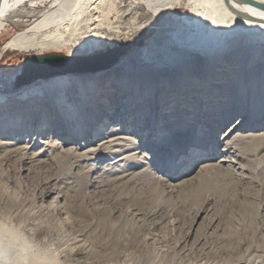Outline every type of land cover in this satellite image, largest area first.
I'll return each instance as SVG.
<instances>
[{"label":"rangeland","instance_id":"obj_1","mask_svg":"<svg viewBox=\"0 0 264 264\" xmlns=\"http://www.w3.org/2000/svg\"><path fill=\"white\" fill-rule=\"evenodd\" d=\"M49 1L52 0L46 3ZM175 1L176 6L166 10L153 25L135 22L125 28L123 23L117 29V23L111 24V30H120L113 34L100 33L104 38L100 50H94L87 31L74 37L71 44L61 51L47 49L41 53H23L4 49V41L25 27L23 21L17 24L15 21L8 22L0 34V95L9 97L15 94L18 97L17 91L25 84L16 86L14 81L21 73L26 56L53 53L87 55L121 43L142 41L141 46L133 45L126 55L107 69L66 74L110 70L149 45L164 17L184 11L193 14L188 0ZM82 42L91 49H81ZM242 54L237 55L239 64L248 73L244 74L242 81L238 77L234 79L233 71L225 74L227 69L238 68L237 62L230 59L234 54L228 56L221 67H217V72L225 70L223 76L216 77L214 81L225 84L220 89L222 93L213 91V88H209L210 91L196 88L199 91L194 92L191 87L187 90L184 89L186 86L195 84L187 82L182 86L171 85L172 91H162L159 97H144L140 108L135 103L127 122L141 126L136 133L140 134L137 135V145L142 144V147L134 151L110 155L106 150H97L100 147L97 141L103 138L105 124L115 122L113 109L107 112L104 120H101L104 115L100 113L101 119H97L98 124L94 126L95 132L100 131V135L93 142H89V138L87 140L92 134H86L85 130L81 137H85V140L76 137V126L68 122L72 118L62 114L66 120L60 121V117L52 111L46 113L42 121H33L34 112L28 116H34L29 123L18 125L15 131L0 132V227L11 229L10 232L55 264H264V135L248 137L249 140H246V136L243 139L239 136L264 128V118L254 119L252 114L254 102L263 103L264 108V92L260 94L264 89V62L259 60V56L252 59L251 55L245 57ZM199 60L194 62L200 63ZM167 63L176 66L170 58H164L158 67L162 68ZM189 67H176L168 74L188 71V75H183L188 77L193 73ZM191 67L199 68L198 65ZM179 76H168L166 85L173 84ZM46 79L39 78L33 82ZM251 79H255L253 88L249 81ZM142 83L146 85L150 82ZM183 94L188 95L185 97L192 113L181 121L175 118L176 121L164 122L165 116L163 118L161 114L177 106ZM122 100L113 101L114 105H120ZM206 108L208 114L213 113L212 116L206 114ZM8 111L7 114H10ZM50 114L53 116L48 117ZM243 114L246 116L243 117ZM116 115L120 119L118 126L128 133L135 131L133 125L134 129L124 125L127 117L124 119ZM143 115L146 119L147 116L154 119L158 115V122L146 121L143 125V122L139 123ZM241 118L246 121H241L231 133ZM55 119L59 121L54 124ZM32 124L33 129L27 134ZM192 125L199 137L206 136L201 137L199 143L192 136L178 135L187 126L192 130ZM160 127V132L155 133L154 128ZM85 128L90 131V127ZM201 129L204 131L201 132ZM107 135L104 134L105 138ZM47 139L50 142L44 144L43 141ZM213 140L214 144L211 142ZM232 140L239 141L236 142L239 149L224 145ZM55 141H61L55 145L57 148L51 144ZM9 142H13L11 152L7 151L11 145L6 147ZM25 144L32 147L24 158L20 148ZM211 145L212 148H209ZM18 146L19 150L15 148ZM93 146L101 155L98 153L86 158L84 155L90 153L86 152L87 149ZM197 146L198 150L195 149ZM70 149L74 150L72 155ZM243 149L253 150L254 153L245 156ZM194 150L201 157L189 163L188 155ZM35 152L37 154H33ZM64 152L69 153L67 158ZM121 155L132 158L122 160ZM118 156L116 163H110ZM202 161L212 162L214 167L205 171L196 169Z\"/></svg>","mask_w":264,"mask_h":264},{"label":"bare ground","instance_id":"obj_2","mask_svg":"<svg viewBox=\"0 0 264 264\" xmlns=\"http://www.w3.org/2000/svg\"><path fill=\"white\" fill-rule=\"evenodd\" d=\"M46 2L47 0H0V34L8 25V22L15 21L16 23H14L17 24L23 21V25L25 26L15 31L4 41V49L16 50L23 53H41L47 49L61 51L71 44L74 37L87 31L91 35L94 50H100L104 44V38L100 33L113 34V32H118L120 29L115 30V28H120L123 26V23L124 27L135 22L144 23L145 26L153 25L159 16L163 15L166 10L173 9L176 3L175 0H52L49 3ZM188 6L193 11L192 15L184 11L181 14L175 12L164 17L149 45L135 52L133 56L123 59L108 71L57 74L50 78L47 77L48 79L46 80H40L38 83L32 81L30 84L27 83L28 85L20 86L22 88L17 91L19 92L18 97H15V94H10L9 97L0 95V132L10 131V129L15 131L18 125L29 123L34 116L31 118H28V116L34 112L36 115L33 121H42L46 113L53 112L55 116L60 117V121L66 120L62 114L72 118L68 122L76 126L74 128L78 133L76 137L81 138L85 130L86 134H92L91 137H87V140L91 139L89 142H93L100 135V131L96 133V127H94L95 125L97 126L98 120L101 119L100 113L104 115L101 120H104L108 114L107 112L113 109L114 115L112 118L115 122H107L103 130L104 134L108 133L109 135L105 138L103 134V138L97 141L100 147L97 148L98 146H95L98 151L106 150L110 155L123 153L124 151H134L142 147V144L137 145V135L140 134L136 133V129L141 128V126L132 124L135 127L134 129L127 122L129 121L128 115L130 109L135 103L140 108L143 105L142 100L144 97L150 96L154 98L156 95V97H159L161 94L166 93V91H172L171 85L182 86L187 82L195 84L183 87L184 89L191 87L192 91L196 92L199 91L196 88L207 89L209 91V88H213V91L222 93L220 89L225 84H222V86L221 84H216L218 82L214 81L216 77L223 76L225 70L217 72V67H221L220 65L223 61L233 54L235 56L230 59L237 62L238 68L227 69L225 74L233 71L235 72L234 79L238 77L241 81L248 73H246L245 68L243 69L242 64H239L240 58L237 56L238 54L243 52L242 55L245 57L251 55L252 59L259 56V60L264 62V0H188ZM113 23H117L118 26H115L114 30H111L112 27L110 25ZM125 37L127 38L128 36ZM80 48L91 49L85 42L81 43ZM164 58H170L175 62L176 66H171L167 63L162 68L158 67ZM198 58H200V63H195L194 61H197ZM189 65L190 67L198 65L199 68L189 67L188 69L193 73L188 77L183 76L184 74L188 75V71L179 74H168L169 72H173L176 67H187ZM210 69H212L211 73L207 74V71ZM160 73L168 74L171 77L180 76L173 84L166 85V78L168 76L160 75ZM249 81L251 82V87H255V79ZM142 82L150 83L145 85ZM207 83L210 84L206 87ZM241 84L238 86V89H240ZM263 92L264 89L260 94ZM186 95L183 94L182 99L179 102L176 101L177 106L169 109L172 111V115L167 109L164 114H161V117L163 116L164 118L165 116L164 122H170L172 119L176 121L175 118H179L181 121L182 118L189 117L192 109L187 101V97H185ZM125 97L128 100H124L126 99ZM122 98L121 104L118 105L117 103L115 106L113 101H119ZM253 105L255 106H253L255 109L252 108V112H254L252 114L255 116L254 119L264 118L262 117L264 115L263 103L257 101ZM207 109H205L206 114L209 117L212 116L213 113L208 114L209 111ZM7 111L11 113L7 114ZM116 114L121 115L124 119L127 117L128 119L124 121V125L133 128L135 131L128 133L121 126H118L120 119H118ZM175 114H179V116ZM51 116L53 114H50L48 117ZM244 116L246 114H243ZM142 117V121L139 123L143 122V125L146 121L157 123L159 118L158 115L154 119L150 116H147V119L144 115ZM58 121L55 119L54 124L58 123ZM241 121L244 122L246 119H239L238 124L232 128L231 133L236 129L237 125L242 123ZM33 126L34 124H32V127H28L27 134L33 129ZM86 126L90 127V131L85 128ZM161 128H154L155 133L160 132ZM185 128V130L179 131V137L183 135L192 136L198 143L201 137H206L204 135L199 137L193 125L192 130L188 126ZM51 129H54V127ZM23 130L26 131L25 129ZM202 131L204 130L201 129ZM262 135H264V128L260 131L254 129L252 132H245V134L243 133L239 136L242 139L246 136V140H249L248 137L252 138L253 136ZM81 139L85 140L86 138L83 137ZM49 140L47 139L43 143H49ZM60 142L55 141L51 144H54L55 147ZM211 142L214 144V140ZM236 142L239 143V141ZM236 142L233 140L226 141L224 145L228 148L239 149L240 147ZM11 143L13 142H9L6 147L11 145ZM12 146L8 147L7 151L11 152ZM95 146H93L94 148L89 147L87 151L85 150L90 153L85 154L83 152L86 158L99 153L95 151ZM31 147V145L25 144L20 148V151L24 154V158L25 153ZM15 148L19 150V146ZM198 148L197 146L195 149L198 150ZM209 148H212V145ZM75 149L78 150V148ZM60 150L62 149L60 148ZM72 151L74 152L73 149H70V154ZM36 152L33 154H37ZM242 152L245 156H250L254 153L250 149H243ZM63 154L67 153L64 152ZM68 155L69 153L66 155V158ZM73 155L75 157V154ZM188 156L189 163H192V161L194 163L201 157L198 151L195 150ZM115 158H119V156L114 157L110 163H116L117 159L115 160ZM131 158L132 156L127 155L123 156L122 160H129ZM216 163L215 166H217ZM213 167L214 164L212 165V162L209 164L202 161L196 169L199 168L205 171ZM185 169H187V165ZM10 231L11 229L5 226L0 227V264H55V262L49 260L45 255L34 250L21 237Z\"/></svg>","mask_w":264,"mask_h":264},{"label":"water","instance_id":"obj_3","mask_svg":"<svg viewBox=\"0 0 264 264\" xmlns=\"http://www.w3.org/2000/svg\"><path fill=\"white\" fill-rule=\"evenodd\" d=\"M133 45H142V41L125 42L113 48L87 55L47 54L26 56L22 62L21 73L14 84L21 86L38 78H47L57 74L77 71H96L114 65L120 57L126 55Z\"/></svg>","mask_w":264,"mask_h":264}]
</instances>
